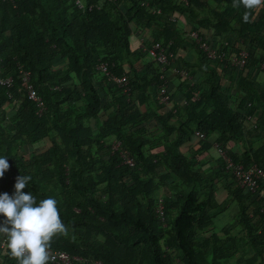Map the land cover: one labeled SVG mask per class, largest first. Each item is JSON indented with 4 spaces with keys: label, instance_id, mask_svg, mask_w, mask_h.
Instances as JSON below:
<instances>
[{
    "label": "trees",
    "instance_id": "1",
    "mask_svg": "<svg viewBox=\"0 0 264 264\" xmlns=\"http://www.w3.org/2000/svg\"><path fill=\"white\" fill-rule=\"evenodd\" d=\"M83 1L0 0V79L14 78L0 84V156L10 165L0 194L30 175L23 191L56 199L67 229L49 249L85 260L264 264V182L260 194L240 188L215 146L264 169V0L250 10L233 0ZM192 30L229 57L246 50L247 65L209 59ZM155 42H172L174 64L194 78L170 66L173 108L159 103L161 67L144 49ZM0 264L18 261L0 246Z\"/></svg>",
    "mask_w": 264,
    "mask_h": 264
},
{
    "label": "built area",
    "instance_id": "2",
    "mask_svg": "<svg viewBox=\"0 0 264 264\" xmlns=\"http://www.w3.org/2000/svg\"><path fill=\"white\" fill-rule=\"evenodd\" d=\"M186 3L187 0H183ZM75 4L79 8H85L86 4L83 0H74ZM96 5L90 4L89 9H93ZM99 7V6H98ZM160 13V11H157ZM175 19V18H173ZM188 36L199 46L200 50L209 58L213 60L225 61L238 69H243L247 65L248 52L242 50L236 54L227 55L226 51H220L217 47L213 46L209 41V38L197 30H192L188 33ZM227 44V42L225 43ZM172 42L162 43L155 42L149 49L146 47L145 50L148 51L150 56L160 65L161 73L160 79L162 81L161 88L158 94L159 103L165 105L168 108L174 107L173 98L171 96V80H170V66L172 68V73L179 75L180 77H187L190 80H194L193 75L185 68L178 67L174 64L175 53L172 50ZM106 75H108L112 83L116 85L123 86L126 92H129L130 87L128 85V80L126 77H119L110 72L109 65L105 62L98 66ZM19 73L22 76L23 82L26 84V93L30 100L36 103L38 107V114L41 115L45 109V105L42 97L38 93L34 83L31 81V72L21 65L19 66ZM0 84L10 89L14 85V78L12 76L4 77L0 79ZM251 119V116H248ZM120 140H115L113 143V152H118L123 164L130 166L135 165V159L129 152V150L122 148ZM218 149L219 154L225 162V167L228 173H230L236 180L238 186L247 192L252 194H260L261 183L264 182V169L258 164L254 163L249 166H245L242 163H236L227 153L226 150L219 146L218 143L215 144ZM161 206L160 209H162ZM264 211V208L262 209ZM0 246L2 248L8 249L7 241L4 238H0ZM50 257L55 259L51 264H102L101 260H85L80 256H75L69 254L65 250H52L49 249Z\"/></svg>",
    "mask_w": 264,
    "mask_h": 264
},
{
    "label": "clouds",
    "instance_id": "3",
    "mask_svg": "<svg viewBox=\"0 0 264 264\" xmlns=\"http://www.w3.org/2000/svg\"><path fill=\"white\" fill-rule=\"evenodd\" d=\"M261 0H233L234 7L243 5L252 9ZM245 22L248 14H245ZM10 167L7 156H0V178ZM30 175L16 177L15 191L10 196L7 192L0 194V215L5 217L0 223V237L8 244L11 256L17 258L18 264H51L50 241L56 234L68 235L57 209V200L49 197L37 201L32 193L23 190L30 185Z\"/></svg>",
    "mask_w": 264,
    "mask_h": 264
},
{
    "label": "rangeland",
    "instance_id": "4",
    "mask_svg": "<svg viewBox=\"0 0 264 264\" xmlns=\"http://www.w3.org/2000/svg\"><path fill=\"white\" fill-rule=\"evenodd\" d=\"M229 214V213H228ZM236 214V213H235ZM221 219L222 222L228 221L229 220V216L228 215H222L219 217Z\"/></svg>",
    "mask_w": 264,
    "mask_h": 264
},
{
    "label": "crops",
    "instance_id": "5",
    "mask_svg": "<svg viewBox=\"0 0 264 264\" xmlns=\"http://www.w3.org/2000/svg\"><path fill=\"white\" fill-rule=\"evenodd\" d=\"M185 22H187V21H185ZM185 22H184V23H185ZM185 29H186V30H190L189 23H186V24H185ZM189 32H190V31H189ZM189 56H191V53H190V52H188V54L186 55V57L189 58Z\"/></svg>",
    "mask_w": 264,
    "mask_h": 264
}]
</instances>
